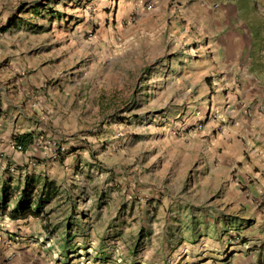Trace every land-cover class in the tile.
<instances>
[{
	"label": "rangeland",
	"instance_id": "rangeland-1",
	"mask_svg": "<svg viewBox=\"0 0 264 264\" xmlns=\"http://www.w3.org/2000/svg\"><path fill=\"white\" fill-rule=\"evenodd\" d=\"M187 4L0 0V264H264V192L226 153L264 102V0ZM27 177L55 196L12 219Z\"/></svg>",
	"mask_w": 264,
	"mask_h": 264
},
{
	"label": "crops",
	"instance_id": "crops-1",
	"mask_svg": "<svg viewBox=\"0 0 264 264\" xmlns=\"http://www.w3.org/2000/svg\"><path fill=\"white\" fill-rule=\"evenodd\" d=\"M182 2H187L188 6L187 12L204 13L202 19L206 18V15L214 11L213 9H208L205 6H199L198 0H179ZM204 4L210 7L212 1L218 0H202ZM155 5V9H161L166 6L170 0H149V3ZM190 2V3H189ZM173 6V5H172ZM219 12L220 18L224 17L226 14V8L220 6ZM218 13V12H217ZM229 13V11H227ZM246 105V104H245ZM254 108V109H253ZM260 108L259 113L255 117H248V115H242V117L233 124L229 130L226 132L227 140L231 142L228 144L227 154L234 156V158H240V163L242 166L243 178L250 190H255L259 192H264V102L259 103L257 106H250L251 111ZM245 111V108H242ZM242 111V110H241ZM244 116V117H243ZM31 132L30 130H24L20 133ZM33 141V140H32ZM31 146V145H30ZM28 148V147H27ZM37 153L44 160H49L52 152L51 146H41L38 147ZM26 150V149H25ZM47 150V154L44 152ZM30 154L28 151L22 155L23 162L27 160V156ZM244 156L245 160H243ZM44 164V163H43ZM20 220V219H18Z\"/></svg>",
	"mask_w": 264,
	"mask_h": 264
},
{
	"label": "trees",
	"instance_id": "trees-1",
	"mask_svg": "<svg viewBox=\"0 0 264 264\" xmlns=\"http://www.w3.org/2000/svg\"><path fill=\"white\" fill-rule=\"evenodd\" d=\"M8 27H15L16 22H8ZM7 26V25H6ZM6 26H4L5 29ZM32 133L26 132L15 137V142L26 149L32 143ZM37 184L33 177H27L24 186L19 192V197L14 203V206L9 210L8 215L12 219H25L29 216H39L43 212V208L49 204L55 196V189L51 184L43 183L40 191L35 195ZM11 198V193L6 187H3L0 192V212H6V206Z\"/></svg>",
	"mask_w": 264,
	"mask_h": 264
},
{
	"label": "built area",
	"instance_id": "built-area-1",
	"mask_svg": "<svg viewBox=\"0 0 264 264\" xmlns=\"http://www.w3.org/2000/svg\"><path fill=\"white\" fill-rule=\"evenodd\" d=\"M148 7L150 8V5H148ZM16 149H19L20 150L21 149V145L17 144L16 145Z\"/></svg>",
	"mask_w": 264,
	"mask_h": 264
}]
</instances>
